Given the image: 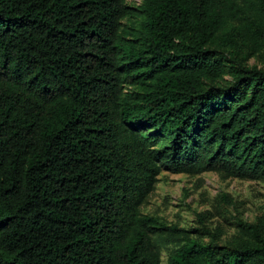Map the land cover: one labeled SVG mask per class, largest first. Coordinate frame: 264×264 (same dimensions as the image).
I'll list each match as a JSON object with an SVG mask.
<instances>
[{"label":"trees","instance_id":"trees-1","mask_svg":"<svg viewBox=\"0 0 264 264\" xmlns=\"http://www.w3.org/2000/svg\"><path fill=\"white\" fill-rule=\"evenodd\" d=\"M141 9L136 46L127 0H0V264H160V171L264 179V68L224 52L264 47V0ZM241 226L167 264H264V220Z\"/></svg>","mask_w":264,"mask_h":264},{"label":"rangeland","instance_id":"rangeland-1","mask_svg":"<svg viewBox=\"0 0 264 264\" xmlns=\"http://www.w3.org/2000/svg\"><path fill=\"white\" fill-rule=\"evenodd\" d=\"M142 1L127 0L129 13L121 21L122 35L136 46L143 38ZM224 52L244 66L264 68V47L258 51L247 47L232 54ZM128 89L142 88L134 85ZM139 211L157 220L152 232L160 264H167L169 249L182 244L184 238L231 247L254 244L251 233L241 225L264 220V179L225 177L215 171L189 174L162 170Z\"/></svg>","mask_w":264,"mask_h":264}]
</instances>
